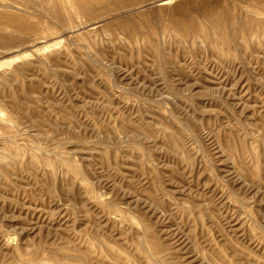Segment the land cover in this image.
Wrapping results in <instances>:
<instances>
[{"label": "rangeland", "instance_id": "obj_1", "mask_svg": "<svg viewBox=\"0 0 264 264\" xmlns=\"http://www.w3.org/2000/svg\"><path fill=\"white\" fill-rule=\"evenodd\" d=\"M0 12V264H264V0Z\"/></svg>", "mask_w": 264, "mask_h": 264}, {"label": "bare ground", "instance_id": "obj_2", "mask_svg": "<svg viewBox=\"0 0 264 264\" xmlns=\"http://www.w3.org/2000/svg\"><path fill=\"white\" fill-rule=\"evenodd\" d=\"M40 1H41L42 5L45 6L47 11L51 14V16L54 19L62 20V18L64 16L70 17V16L77 14V13L82 14L84 16H93L94 11L101 5L102 6L108 5V7L114 6L116 3L126 5V4L136 2L137 0H40ZM12 9L16 10V8H14V7H12ZM209 19H210V22L215 24L213 26L216 28L218 39H220V41L221 40L227 41V39L225 38L222 23L219 21V19H217L214 14H210ZM181 20H182V18H181ZM183 20H185V19H183ZM187 22H188V19H187ZM37 24H39V23H37ZM146 24H148V23H146ZM225 24H227V23H225ZM186 25H187L186 20L185 21H180V20L175 21V26H176L175 28H177L178 30L185 31L187 29ZM188 26H190V25H188ZM0 27L13 29V30H16L18 32H20L19 30H28V31L30 30L31 31L33 29V31H36V29H37V26L34 23H32L30 18L28 16L24 15V13L20 14V15H7V14H3L0 12ZM190 29L197 31L199 33L204 32V30L201 29V27H198L195 24H193L190 27ZM25 32H27V31H25ZM0 39H3V38L0 37Z\"/></svg>", "mask_w": 264, "mask_h": 264}]
</instances>
